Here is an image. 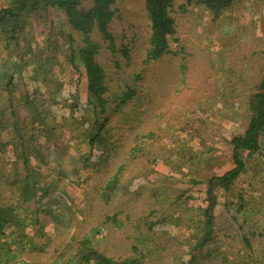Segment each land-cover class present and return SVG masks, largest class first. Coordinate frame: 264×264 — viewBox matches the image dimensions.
Here are the masks:
<instances>
[{
    "label": "trees",
    "instance_id": "16d2710c",
    "mask_svg": "<svg viewBox=\"0 0 264 264\" xmlns=\"http://www.w3.org/2000/svg\"><path fill=\"white\" fill-rule=\"evenodd\" d=\"M7 1L8 7L0 10V30L12 34L0 38L7 52L20 45L28 17L40 10L60 11L78 35L76 45L70 37L69 60L73 69L76 57L82 63L90 110L71 107L81 125L90 127L73 134L62 125L54 112L55 98L50 104L29 95L28 102L17 99L11 72L6 109L0 110V264H261L264 256L256 253L254 239L264 238V229L251 226L245 234L246 219L239 241L234 233L259 199L260 190L250 198L239 191L241 179L264 180V65L255 80L244 76L237 85L249 88L247 95L235 97L246 102L249 119L244 132L231 138L233 167L211 177L203 197L190 198L195 208L182 202L159 209L146 197L161 163L157 152H172L167 142L173 132L166 125L172 118L183 120L180 105L187 113L202 108L213 88L214 69L180 45L183 35L218 23L226 13L236 25V12H246L254 0H141L143 21L125 15V0ZM84 2L93 5L85 8ZM253 38L252 33L246 43ZM29 53L40 55L32 48ZM173 57L178 59L173 89L180 99L170 103L175 109L157 110L147 119L139 112L143 94L153 88L161 64ZM56 153L62 156L51 164ZM138 165L139 174L129 182ZM191 183L194 188L205 182ZM218 189L224 191L225 230L214 218ZM149 196L156 197L153 192ZM162 225L176 227L174 243L157 250L156 242L166 234ZM222 231L231 245L221 238Z\"/></svg>",
    "mask_w": 264,
    "mask_h": 264
},
{
    "label": "rangeland",
    "instance_id": "374dc122",
    "mask_svg": "<svg viewBox=\"0 0 264 264\" xmlns=\"http://www.w3.org/2000/svg\"><path fill=\"white\" fill-rule=\"evenodd\" d=\"M82 5L89 8L93 4L84 2ZM6 7L8 1L0 0V10ZM248 7L246 12L242 8L236 12V25L232 24L234 16L226 13L218 23L211 22L207 28L201 27L200 31L196 30L182 37L180 45L197 52L203 58L201 64L214 69L215 79L213 88L208 93L210 99L202 101V108L191 107L192 109L187 113L184 106L180 105L184 111L181 115L183 120L177 122L172 118L166 125V128L173 132L167 142L172 152L169 151L167 154L157 152L159 155L156 158L161 163L156 168L157 174L153 177L152 184H146L150 188L146 197L151 201L152 206L168 209L185 202L187 208L193 206L195 208L191 199L203 197L201 192L206 190V182L211 177L225 174L233 167L231 138L244 132L249 119L246 102L235 99L236 95H247L249 88L246 85L238 88L237 85L239 82H244L242 81L244 76L247 81L255 80L264 65V4L254 0ZM124 13L127 17H135L143 21L142 1L125 0ZM25 27L21 32L19 46L14 44L7 52L0 44V110L5 112L7 99L5 86L11 72H15L14 91L17 99L28 102L26 98L29 95L37 99L40 104H44L43 99L46 100V104H50L49 99L55 98L57 108L54 112L58 121L62 125L70 126L69 129L73 134L77 132L80 134L83 129L86 131V128L90 127L89 124L82 126L83 120L79 113L71 107L72 105L79 107L81 113H84L83 108L90 110L87 78L82 63L76 57L75 62L78 67L73 69L69 60L70 37L74 36L76 45L79 41L78 35L72 31L65 16L60 11L52 9L31 14ZM252 33L254 38L247 44L246 39ZM11 36L10 29L0 30L2 40ZM31 48L40 55L30 54ZM170 59L161 64L156 78L152 81L153 88L145 91L139 104V112L147 119H152V112L157 110L175 109L176 106L169 107L170 103L180 99L175 97L173 89L175 86L173 70L178 59L176 57ZM245 70H249V73L247 74ZM144 83L147 84V81ZM23 106L22 103L19 108ZM21 113L23 115L22 109ZM83 150L87 151L86 145H83ZM78 155L79 153L77 157ZM60 156L62 154H53L50 157L51 164L52 162L55 164ZM260 158L264 159V154ZM193 164H197L200 171H195ZM255 165L258 169L261 167L259 161ZM140 168V165L134 167L127 178L129 182L139 174ZM192 179L205 183L193 188ZM241 185L239 191H243L248 198L250 194L252 197L255 195L254 190L260 191L259 193L256 191L259 199L250 205V211L243 215L244 217L241 216L242 219L236 226L238 232L236 231L234 235L237 241H239L240 224L246 219L249 223L244 231L245 234L249 232L251 226L256 227L258 231L264 229V180L260 181L246 175L241 179ZM152 192L156 195L155 199L149 196ZM218 194L219 205L216 207L214 218L218 228L221 224L222 230H225L228 223L223 216L224 210L227 212L225 207L223 210L224 191L218 189ZM228 200L231 202L230 197ZM231 210L236 208L231 206ZM159 229L166 234L162 240L156 242L157 250L172 245L176 232V227L171 228L167 225L159 226ZM225 232L222 231L221 238L231 245V241L226 240ZM254 245L256 253L258 252L261 257L264 256V238L257 236ZM158 253L155 254V259L159 257ZM207 264H210V260H207ZM261 264H264L263 260Z\"/></svg>",
    "mask_w": 264,
    "mask_h": 264
}]
</instances>
